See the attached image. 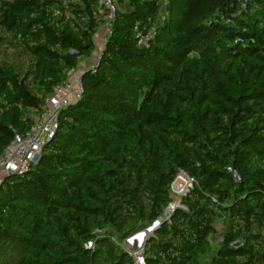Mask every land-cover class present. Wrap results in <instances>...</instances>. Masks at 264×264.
<instances>
[{"label":"trees","instance_id":"16d2710c","mask_svg":"<svg viewBox=\"0 0 264 264\" xmlns=\"http://www.w3.org/2000/svg\"><path fill=\"white\" fill-rule=\"evenodd\" d=\"M110 1L0 0V155L108 25L38 159L0 180V264H137L122 242L159 218L144 264H264V0Z\"/></svg>","mask_w":264,"mask_h":264},{"label":"built area","instance_id":"2783aa9c","mask_svg":"<svg viewBox=\"0 0 264 264\" xmlns=\"http://www.w3.org/2000/svg\"><path fill=\"white\" fill-rule=\"evenodd\" d=\"M98 4L106 7L110 12H113L110 0H98ZM135 31L137 43L140 46H147L154 34V29L152 27L144 32L135 27ZM72 72H70L71 75H68L65 83L55 86L52 93L46 97L42 105L43 111L40 115L33 117V123L30 129L23 135H15L11 143L0 155V180L7 173L23 172L28 168L30 163L34 162V157L39 154L43 143L51 138L56 129L58 111L79 98L82 91L80 82L81 73L75 75ZM183 176L185 175L180 172L176 178H181ZM190 187L191 181L187 177L186 181L184 180L181 185H176L174 180L171 185V192L180 197L186 194ZM178 205H180V203H178ZM166 210L167 208L164 210L163 214H165ZM90 246L91 242H88L87 247ZM131 255L135 258L137 264H144L142 260V251L140 253H131Z\"/></svg>","mask_w":264,"mask_h":264},{"label":"rangeland","instance_id":"374dc122","mask_svg":"<svg viewBox=\"0 0 264 264\" xmlns=\"http://www.w3.org/2000/svg\"><path fill=\"white\" fill-rule=\"evenodd\" d=\"M107 34H108L107 24L100 26V28L98 29V31L94 37L95 49L92 52L91 56L87 59V62H86L88 69L92 68L94 66V64L96 63V60H97V58L101 52V49H102L104 41L107 37ZM82 68H83V66H79L72 73L75 75L82 73V71L84 70ZM184 180L186 181L185 176H183L181 178H176L175 184L181 185V184H183ZM172 197H173V202L168 207L169 210H168L167 214H163V217H167L170 214V212L175 208V206L178 205V203H179V197L178 196H176L175 194H172ZM153 229H154V226H152V224H149V225L142 227L137 232H135L134 234H132L131 236L126 238L122 242V246L130 254L134 253V252L140 253L142 251L143 242H140L138 237H140V236L143 237L142 241H144L145 238L153 232ZM222 230H223V223L221 220H219L215 224V233L212 235L211 240H210L212 245H216L219 243V241L221 240Z\"/></svg>","mask_w":264,"mask_h":264},{"label":"water","instance_id":"95a60500","mask_svg":"<svg viewBox=\"0 0 264 264\" xmlns=\"http://www.w3.org/2000/svg\"><path fill=\"white\" fill-rule=\"evenodd\" d=\"M38 157H39V155H36V156L34 157V161H36V160L38 159ZM176 207L181 208V205H178V206H176ZM160 223H162V219H161V218H159V219H157V220H155V221L152 222V226H154L153 231L156 229V227H157ZM143 242H144V241H143Z\"/></svg>","mask_w":264,"mask_h":264},{"label":"crops","instance_id":"0c3cea01","mask_svg":"<svg viewBox=\"0 0 264 264\" xmlns=\"http://www.w3.org/2000/svg\"><path fill=\"white\" fill-rule=\"evenodd\" d=\"M87 59H88V58H87ZM87 59H85L83 62H81V63L78 65V67H79V66H83L82 69H84V70L87 69V68H88L87 65H86ZM78 67H77V68H78Z\"/></svg>","mask_w":264,"mask_h":264},{"label":"bare ground","instance_id":"6f19581e","mask_svg":"<svg viewBox=\"0 0 264 264\" xmlns=\"http://www.w3.org/2000/svg\"><path fill=\"white\" fill-rule=\"evenodd\" d=\"M168 210H169V209L167 208V210L165 211V214H167ZM138 238H139V241H140V242H143V241H142V240H143V239H142L143 237L140 236V237H138Z\"/></svg>","mask_w":264,"mask_h":264}]
</instances>
